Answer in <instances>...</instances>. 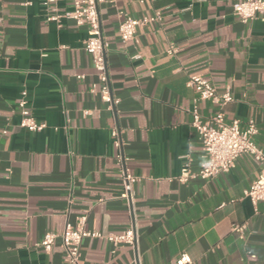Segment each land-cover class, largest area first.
Wrapping results in <instances>:
<instances>
[{"label": "crops", "instance_id": "0c3cea01", "mask_svg": "<svg viewBox=\"0 0 264 264\" xmlns=\"http://www.w3.org/2000/svg\"><path fill=\"white\" fill-rule=\"evenodd\" d=\"M232 4H102L111 93L120 100L110 111L91 93L98 76L84 47L87 27L65 17L72 0H0V264H65L60 237L50 252L40 242L48 232L76 228L86 213V229L120 234L134 225L138 243L114 250L105 239L86 238L79 264H179L183 254L193 264H264V202L254 206L245 197L260 162L242 155L228 174L176 180L186 156L193 170L202 161L193 107L204 116L220 111L198 99L188 86L192 75L219 92L231 88L226 119L243 128L254 120L264 151V16L242 23ZM158 10L161 24L139 28L130 42L120 39L122 14ZM55 14L60 22L48 21ZM170 46L175 55L166 53ZM22 100L46 124L43 131L20 126ZM124 169L139 178L132 202L122 197ZM233 224H247L246 240L232 233Z\"/></svg>", "mask_w": 264, "mask_h": 264}, {"label": "built area", "instance_id": "2783aa9c", "mask_svg": "<svg viewBox=\"0 0 264 264\" xmlns=\"http://www.w3.org/2000/svg\"><path fill=\"white\" fill-rule=\"evenodd\" d=\"M144 4L146 0H138ZM107 0H72L73 10L65 15L72 19L79 26H86L88 38L85 41V50L91 55L94 68L97 72L98 82L91 87V93L99 96L107 104V109L112 111L120 103L111 93L109 74L106 63L107 43L104 39L99 8ZM232 9L234 14L242 23H248L258 16H264V0H233ZM123 19L119 24V35L123 42H130L135 39L139 28H144L153 24H161L164 14L161 10L156 11L151 16L135 18L128 14H122ZM62 16L57 14L48 17V21L60 22ZM61 27V25L59 26ZM177 47L170 46L166 53L175 55ZM141 56H135L140 59ZM79 79L85 78L78 76ZM188 86L194 89L199 100L210 101L220 107V111L214 115L204 116L199 107L195 104L191 114L193 116L192 127L195 134L203 146L202 161L197 170L192 169V160L185 157V162L181 174L176 180L181 184H187L194 180H210L218 175L228 174L236 167L238 159L242 155L253 156L262 164V172L258 180L245 191V197L250 199L254 206L264 202V151L255 143L254 137L258 134V127L254 120H249L247 126L243 128L238 119L228 121L223 112L224 107L234 101L231 88H226L219 92L216 86L209 79L201 75L189 77ZM21 114L20 126L30 132H41L46 128V124L39 123L27 107V102L22 100L18 104ZM89 111H84L88 116ZM112 136H118L117 130L112 131ZM123 174V194L122 197L131 201L133 199V185L139 178L124 169ZM88 214H83L78 219L76 228L67 226L62 234L58 235L48 232L40 242L41 247L50 252L58 237L61 238L65 254V264H79L81 248L86 238L105 239L112 248L116 250L123 245L136 247L138 243V231L136 226H131L120 234H103L100 231L86 229ZM231 231L242 240L249 236L247 224H233ZM250 261H256L257 255L248 257ZM179 264H193L192 259L187 254H183Z\"/></svg>", "mask_w": 264, "mask_h": 264}]
</instances>
